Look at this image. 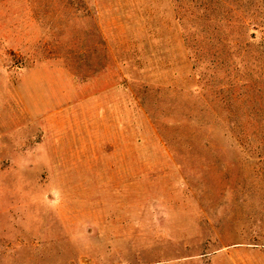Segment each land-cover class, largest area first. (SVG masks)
<instances>
[{
  "label": "rangeland",
  "instance_id": "374dc122",
  "mask_svg": "<svg viewBox=\"0 0 264 264\" xmlns=\"http://www.w3.org/2000/svg\"><path fill=\"white\" fill-rule=\"evenodd\" d=\"M0 264H264V0H0Z\"/></svg>",
  "mask_w": 264,
  "mask_h": 264
}]
</instances>
